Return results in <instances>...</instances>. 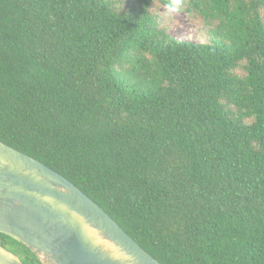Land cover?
<instances>
[{"label":"trees","instance_id":"trees-1","mask_svg":"<svg viewBox=\"0 0 264 264\" xmlns=\"http://www.w3.org/2000/svg\"><path fill=\"white\" fill-rule=\"evenodd\" d=\"M157 1L207 39L154 0H0V140L162 264H264V0Z\"/></svg>","mask_w":264,"mask_h":264},{"label":"water","instance_id":"water-1","mask_svg":"<svg viewBox=\"0 0 264 264\" xmlns=\"http://www.w3.org/2000/svg\"><path fill=\"white\" fill-rule=\"evenodd\" d=\"M0 232L41 264H162L72 181L1 140ZM0 264L26 263L0 244Z\"/></svg>","mask_w":264,"mask_h":264},{"label":"rangeland","instance_id":"rangeland-1","mask_svg":"<svg viewBox=\"0 0 264 264\" xmlns=\"http://www.w3.org/2000/svg\"><path fill=\"white\" fill-rule=\"evenodd\" d=\"M152 10L158 14L161 26L165 27L169 33L201 42L207 39L201 19L187 12L184 7L171 9L154 0Z\"/></svg>","mask_w":264,"mask_h":264}]
</instances>
